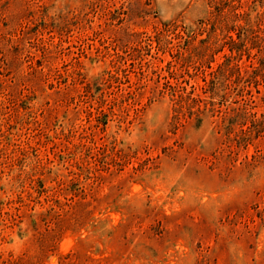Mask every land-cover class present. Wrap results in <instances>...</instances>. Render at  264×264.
I'll return each instance as SVG.
<instances>
[{
    "label": "rangeland",
    "instance_id": "obj_1",
    "mask_svg": "<svg viewBox=\"0 0 264 264\" xmlns=\"http://www.w3.org/2000/svg\"><path fill=\"white\" fill-rule=\"evenodd\" d=\"M0 264H264V0H0Z\"/></svg>",
    "mask_w": 264,
    "mask_h": 264
},
{
    "label": "trees",
    "instance_id": "obj_2",
    "mask_svg": "<svg viewBox=\"0 0 264 264\" xmlns=\"http://www.w3.org/2000/svg\"><path fill=\"white\" fill-rule=\"evenodd\" d=\"M254 70H257L256 68Z\"/></svg>",
    "mask_w": 264,
    "mask_h": 264
}]
</instances>
